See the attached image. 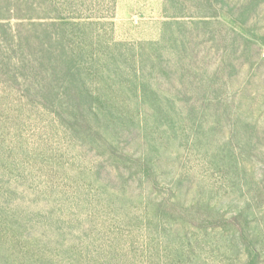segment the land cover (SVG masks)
<instances>
[{
  "label": "rangeland",
  "instance_id": "1",
  "mask_svg": "<svg viewBox=\"0 0 264 264\" xmlns=\"http://www.w3.org/2000/svg\"><path fill=\"white\" fill-rule=\"evenodd\" d=\"M221 1L0 0V67L62 41L115 111L0 72V264H264V0Z\"/></svg>",
  "mask_w": 264,
  "mask_h": 264
},
{
  "label": "trees",
  "instance_id": "2",
  "mask_svg": "<svg viewBox=\"0 0 264 264\" xmlns=\"http://www.w3.org/2000/svg\"><path fill=\"white\" fill-rule=\"evenodd\" d=\"M174 1L176 2V0ZM213 1H217V5L221 0ZM15 33L16 31L13 30L10 33L14 45L15 42L19 45L22 44L20 40L16 41ZM2 50L3 46L0 41V52ZM7 55L11 61L14 55ZM14 58L16 63L7 66H2L7 60L0 58L2 63L0 72L6 77V80L22 83L29 91H33L43 100L51 103L58 102L59 107L64 108L67 105L74 108L75 115H70L72 124L81 131L96 130V134H102L103 125L110 126L115 111L110 107L101 109V107L95 106V102L100 101V98L95 97L88 85L81 79L83 73L76 65V56L67 53L62 41L58 42L54 50L50 46L47 51L45 49L37 50L33 57L18 58L14 56Z\"/></svg>",
  "mask_w": 264,
  "mask_h": 264
}]
</instances>
